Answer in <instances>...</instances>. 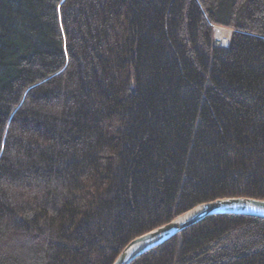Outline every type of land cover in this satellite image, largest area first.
<instances>
[{"label":"trees","instance_id":"1","mask_svg":"<svg viewBox=\"0 0 264 264\" xmlns=\"http://www.w3.org/2000/svg\"><path fill=\"white\" fill-rule=\"evenodd\" d=\"M239 196L264 199V0H0V264H113ZM130 264H264V216Z\"/></svg>","mask_w":264,"mask_h":264},{"label":"water","instance_id":"2","mask_svg":"<svg viewBox=\"0 0 264 264\" xmlns=\"http://www.w3.org/2000/svg\"><path fill=\"white\" fill-rule=\"evenodd\" d=\"M221 213H243L264 216V199L253 197H224L207 201L179 215L147 233L131 240L113 264H130L135 258L178 232L200 222L204 218Z\"/></svg>","mask_w":264,"mask_h":264},{"label":"rangeland","instance_id":"3","mask_svg":"<svg viewBox=\"0 0 264 264\" xmlns=\"http://www.w3.org/2000/svg\"><path fill=\"white\" fill-rule=\"evenodd\" d=\"M220 29H223V31L226 33V34L224 33V35L227 36V41L226 40L223 41V40L217 39L216 33H217V30H220ZM231 32H232V30L229 29V28L216 26L215 27V40H216V43L217 44H220V45H226V44H228V42L230 40Z\"/></svg>","mask_w":264,"mask_h":264},{"label":"bare ground","instance_id":"4","mask_svg":"<svg viewBox=\"0 0 264 264\" xmlns=\"http://www.w3.org/2000/svg\"><path fill=\"white\" fill-rule=\"evenodd\" d=\"M224 33L225 32L223 31V29L217 30V33H216L217 39H220V40H223V41H225V40L227 41V36L224 35Z\"/></svg>","mask_w":264,"mask_h":264}]
</instances>
